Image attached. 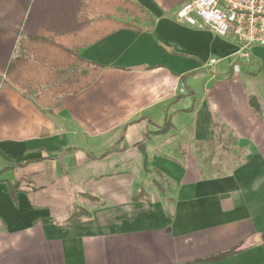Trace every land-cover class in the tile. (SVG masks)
<instances>
[{"label": "crops", "instance_id": "obj_1", "mask_svg": "<svg viewBox=\"0 0 264 264\" xmlns=\"http://www.w3.org/2000/svg\"><path fill=\"white\" fill-rule=\"evenodd\" d=\"M82 1L0 0V264H264V47L179 23L188 0H130L142 29L78 49L98 78L41 107L6 68L22 37L96 19Z\"/></svg>", "mask_w": 264, "mask_h": 264}, {"label": "trees", "instance_id": "obj_2", "mask_svg": "<svg viewBox=\"0 0 264 264\" xmlns=\"http://www.w3.org/2000/svg\"><path fill=\"white\" fill-rule=\"evenodd\" d=\"M90 14L96 15L97 18L75 33L61 34L48 39L22 37L18 42V54L6 68L7 81L24 91L37 92L34 100L44 108L52 106L60 95L76 94L93 84L102 67L79 57L78 49L93 44L117 30L140 31L142 28L137 24L145 21L146 16L143 8L130 0H83L79 5L78 19L83 21ZM131 17L134 19L128 20ZM68 69H74L69 79L54 84L57 74ZM193 73L181 79L184 81ZM170 127V122L166 120L159 131L166 132ZM5 182L11 198L15 200L16 193L20 191L21 181ZM151 182L163 192L161 184L155 180ZM144 196L145 190L141 189L134 196V200ZM87 215L86 210L74 205L69 221L76 222L80 217ZM261 239L264 240V233ZM238 251L234 248L208 260L219 261Z\"/></svg>", "mask_w": 264, "mask_h": 264}, {"label": "built area", "instance_id": "obj_3", "mask_svg": "<svg viewBox=\"0 0 264 264\" xmlns=\"http://www.w3.org/2000/svg\"><path fill=\"white\" fill-rule=\"evenodd\" d=\"M175 17L181 24L228 37L244 51L264 47V0H188Z\"/></svg>", "mask_w": 264, "mask_h": 264}, {"label": "water", "instance_id": "obj_4", "mask_svg": "<svg viewBox=\"0 0 264 264\" xmlns=\"http://www.w3.org/2000/svg\"><path fill=\"white\" fill-rule=\"evenodd\" d=\"M139 149L144 153V146L142 144L139 146Z\"/></svg>", "mask_w": 264, "mask_h": 264}, {"label": "rangeland", "instance_id": "obj_5", "mask_svg": "<svg viewBox=\"0 0 264 264\" xmlns=\"http://www.w3.org/2000/svg\"><path fill=\"white\" fill-rule=\"evenodd\" d=\"M129 20V19H128ZM138 22V21H137ZM140 23H138L137 25L139 26Z\"/></svg>", "mask_w": 264, "mask_h": 264}]
</instances>
